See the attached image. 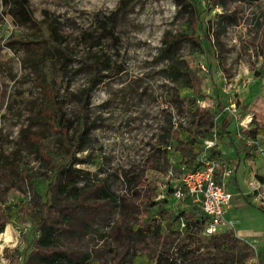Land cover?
I'll return each mask as SVG.
<instances>
[{
  "label": "rangeland",
  "instance_id": "obj_1",
  "mask_svg": "<svg viewBox=\"0 0 264 264\" xmlns=\"http://www.w3.org/2000/svg\"><path fill=\"white\" fill-rule=\"evenodd\" d=\"M175 1L28 0L38 23L31 27L4 15L0 0V148L8 153L18 141L19 130L33 123L30 132L37 142L43 141L53 164L73 160L75 151V158L82 161L74 167L84 172L77 186L102 185L110 194L89 220L87 234L57 236L59 248L71 252L74 262L82 253H89L97 264H122L135 247L128 231L127 207L144 194L151 195L155 187L162 192L154 200L156 206L148 217L139 215L146 223H151L161 208L177 214L188 207L165 191L166 173L170 170L173 178H178V170L159 150L165 118L162 109L175 124L188 120L168 100L170 88L164 86L162 62L153 60L163 33L174 31L183 15V4ZM198 1L203 12L202 29L196 31V37L201 42L206 34L207 49L196 57L187 56L184 46L178 52L201 78L204 97L197 98L198 105L217 115L219 98L223 114L229 117L230 137L218 138L216 147L223 149L225 157L246 151L245 170L260 184V196L245 201L241 196L246 192L240 177L242 165L238 167L241 193L233 184L228 186L233 195L228 212L233 228L227 231L253 250L254 257L245 258L244 264H264V212L258 209L264 208V167L257 168L259 174L255 175L249 168L254 161L257 166L258 162L264 164V0ZM88 53L105 55L113 69L102 72L101 82L85 102L83 93L91 78ZM34 108L46 118L54 115L56 122L62 119L67 134L39 130L43 127L34 125ZM251 121L261 133L247 143L242 133L250 130ZM203 122L204 128L208 127ZM82 132L85 136L77 142ZM36 156L26 158L22 165L36 176L35 188L26 183L21 192L10 189L8 201L44 200L54 169L52 163L44 164ZM226 164L236 169L233 161ZM98 198L96 193L88 194L86 201L95 203ZM188 211L198 221H193L187 232L148 239L136 246L137 250L173 253L178 264H200L199 258L210 246L199 221L200 212ZM6 228L10 240L6 244L0 241V264H24L28 244L39 233L35 220L27 216L21 230L6 224L3 232Z\"/></svg>",
  "mask_w": 264,
  "mask_h": 264
},
{
  "label": "trees",
  "instance_id": "obj_2",
  "mask_svg": "<svg viewBox=\"0 0 264 264\" xmlns=\"http://www.w3.org/2000/svg\"><path fill=\"white\" fill-rule=\"evenodd\" d=\"M178 1L183 4V15L180 16L178 26L174 31L166 30L163 33L153 60L158 63L162 62L160 73L163 80L167 81L164 86L167 85L170 88L168 100L175 104L179 113L184 114L188 121L175 124L170 113L166 109H162L165 118L159 134L161 142L159 150L164 153L165 159L170 164H174L176 168L184 165L188 169H194L199 166L197 157L202 150L204 141H214V134L216 141L223 136L230 137L228 131L230 121L229 117L223 114L222 101L219 98L217 115L212 113L209 108L200 107L197 103V98L204 97L201 91V78L190 69L178 51L181 46H184L187 49V56L190 57L199 56L206 51V34L202 36L201 42L196 37V31L202 29L200 14L203 10L198 0ZM211 1L224 3L223 0ZM175 2L176 4L180 3ZM1 4L3 14L10 16L21 25L35 27L38 24L33 17L28 0H1ZM262 31H264V26H262ZM19 41L24 43L23 40ZM41 41L44 40L41 39ZM51 43L55 45L53 42ZM55 47L59 48L58 45ZM88 55L91 60L88 64L91 78L83 93L85 102L86 100L88 102L87 98L93 87L101 82L99 78L103 77L102 72L113 69L109 58L105 55L101 53H88ZM188 99L190 101H186ZM32 110L36 115L34 116L36 121L34 125L40 124L43 127H39V130H53L61 136L67 134L68 126L62 119L56 122L53 112H51L53 116L46 118L40 109ZM219 116H221L220 120ZM204 120L207 122L208 127L206 128H204ZM32 124L19 130L18 141L8 153L0 148V234L6 224L21 230L25 217L30 216L34 218L36 231L39 233L34 234L28 244L30 251L24 264H83L85 262L97 264L95 260L90 259L89 253H82L79 260L74 262L71 252L59 248L57 236L60 233L70 236L87 234L89 220L104 205V201L110 199V194L102 185L90 183L78 187L77 183L82 179L84 172L75 168L74 164L82 160H77L75 151H73L71 154L73 160L53 164L51 157L43 147V141L37 142L33 137L35 135L30 132ZM250 127L249 131L242 133L243 141L254 140L261 133L255 121H251ZM84 136L85 132H82L75 140L82 141ZM32 155H37V159L44 164L52 163L51 167L54 169L53 177L47 184L44 200L10 202L7 199L10 189L21 192V187L26 183L32 184L35 188L36 176L22 167L25 159ZM207 157L216 161L220 167L227 161L217 149L216 144L207 150ZM163 186L172 197L170 185L165 182ZM95 193L99 195L98 201L88 203L86 196ZM161 193L160 189L155 187L151 195L144 194L139 198V201H137L138 199L135 202L132 201L129 209L126 206L127 211L130 212L128 231L135 247L127 252L122 264H178L177 256H173V253L151 254L147 250L139 251L136 248V246L145 244L148 239L168 237L170 233L180 235L187 232L191 224L194 223L193 221H198L193 220L196 219V216L193 212L188 211L189 208L198 210L197 207L187 200L184 201V204L188 206L187 209L180 210L177 214H170L161 208L157 212L158 216L151 219V223H146L147 221L139 218L141 213L145 217L150 215V209L156 206L154 200ZM258 209L264 212V208ZM200 214L202 218L199 221L204 227L207 217L201 212ZM205 237L206 243L210 247L205 256L199 258L200 264H244L245 258L254 257L251 247L247 243H242L229 231ZM115 264H119V262H115Z\"/></svg>",
  "mask_w": 264,
  "mask_h": 264
},
{
  "label": "built area",
  "instance_id": "obj_3",
  "mask_svg": "<svg viewBox=\"0 0 264 264\" xmlns=\"http://www.w3.org/2000/svg\"><path fill=\"white\" fill-rule=\"evenodd\" d=\"M250 141L252 140H246L247 143ZM215 143V134L214 141L203 142L202 150L197 157L198 167L188 169L181 165L177 168L178 178H173L170 170L165 176L169 179L166 184L169 183L175 200L191 202L207 217L203 227L205 236L216 235L222 228H233L232 222L225 218V214L232 198V194L226 189V180L233 175L234 167L229 164L220 167L216 161L207 157V150ZM248 184L251 188L250 193L256 197L260 196V184L252 180Z\"/></svg>",
  "mask_w": 264,
  "mask_h": 264
},
{
  "label": "crops",
  "instance_id": "obj_4",
  "mask_svg": "<svg viewBox=\"0 0 264 264\" xmlns=\"http://www.w3.org/2000/svg\"><path fill=\"white\" fill-rule=\"evenodd\" d=\"M220 152H221V154L224 156V158L227 160V161H229L230 163H232V161L235 163V165H236V169H235V167H234V173H233V175L231 176V178H228L227 180H226V189L228 190V186L229 185H234L235 187H236V189L237 190H239V183H238V177L239 176H237L236 175V171H237V169H238V167L240 166V165H242V169L240 170V177H241V179H242V182H244L245 183V189H246V192H242V194H241V196L245 199V201H252V199L254 198V195H252L250 192H249V186H248V182L250 181V180H254V177H253V175L251 176V174H248V172H249V170H245V167H244V158H243V156H244V154H245V152L246 151H243V149L239 152V150H237V152H234V155H233V157H225V153H224V151H223V149L222 148H217ZM257 160H259V159H257ZM257 162V161H256ZM260 162H258V166L255 164V161H254V163L250 166L249 165V168L250 169H253L252 170V174L254 173V175H255V172H257L258 173V170H257V168H259V167H264V164H262V163H260ZM231 165V164H230ZM248 165V164H247ZM260 165V166H259ZM248 168V169H249ZM259 174V173H258ZM243 175H244V178H243ZM252 180V181H253ZM257 180V179H256ZM229 191V190H228ZM239 192L241 193V191L239 190ZM232 194V193H231ZM232 197H233V195H232ZM231 200H232V198H231ZM231 203V202H230ZM231 210V204H230V206H229V208H228V210H227V212H226V214H225V218L228 220V221H230V222H232L231 221V218H230V216H229V211ZM227 230H229V229H227V228H222L221 229V232H224V231H227Z\"/></svg>",
  "mask_w": 264,
  "mask_h": 264
},
{
  "label": "bare ground",
  "instance_id": "obj_5",
  "mask_svg": "<svg viewBox=\"0 0 264 264\" xmlns=\"http://www.w3.org/2000/svg\"><path fill=\"white\" fill-rule=\"evenodd\" d=\"M1 240H3L5 244H6L7 242H9V240H10V234H9V230H8V228H6V230L0 234V241H1ZM17 241H18V240H17ZM2 244H3V243H2ZM0 247H1V244H0Z\"/></svg>",
  "mask_w": 264,
  "mask_h": 264
}]
</instances>
